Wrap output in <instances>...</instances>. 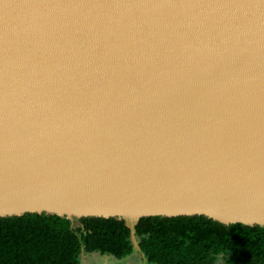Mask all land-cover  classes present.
I'll use <instances>...</instances> for the list:
<instances>
[{
  "label": "water",
  "instance_id": "obj_1",
  "mask_svg": "<svg viewBox=\"0 0 264 264\" xmlns=\"http://www.w3.org/2000/svg\"><path fill=\"white\" fill-rule=\"evenodd\" d=\"M264 227V0H0V217ZM144 264H147L144 261Z\"/></svg>",
  "mask_w": 264,
  "mask_h": 264
},
{
  "label": "trees",
  "instance_id": "obj_2",
  "mask_svg": "<svg viewBox=\"0 0 264 264\" xmlns=\"http://www.w3.org/2000/svg\"><path fill=\"white\" fill-rule=\"evenodd\" d=\"M133 258L123 220L28 214L0 217V264H84L90 256L137 264H264V227L224 225L207 217H146Z\"/></svg>",
  "mask_w": 264,
  "mask_h": 264
},
{
  "label": "rangeland",
  "instance_id": "obj_3",
  "mask_svg": "<svg viewBox=\"0 0 264 264\" xmlns=\"http://www.w3.org/2000/svg\"><path fill=\"white\" fill-rule=\"evenodd\" d=\"M137 257L139 256H134L133 258L138 259ZM130 263H132L131 259H125L122 261H111L99 255L93 259L92 263L90 262L89 264H130ZM137 264H144V262H140Z\"/></svg>",
  "mask_w": 264,
  "mask_h": 264
},
{
  "label": "flooded vegetation",
  "instance_id": "obj_4",
  "mask_svg": "<svg viewBox=\"0 0 264 264\" xmlns=\"http://www.w3.org/2000/svg\"><path fill=\"white\" fill-rule=\"evenodd\" d=\"M97 256H90L89 260H85L84 264H89L90 262L92 263L93 259L96 258Z\"/></svg>",
  "mask_w": 264,
  "mask_h": 264
}]
</instances>
